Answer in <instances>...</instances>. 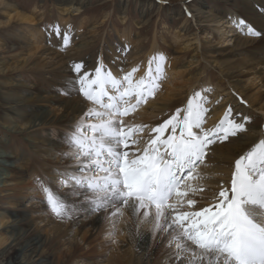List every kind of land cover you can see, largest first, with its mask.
Masks as SVG:
<instances>
[{"label": "bare ground", "instance_id": "1", "mask_svg": "<svg viewBox=\"0 0 264 264\" xmlns=\"http://www.w3.org/2000/svg\"><path fill=\"white\" fill-rule=\"evenodd\" d=\"M121 1L129 2V0ZM140 1L144 13L150 11L155 3H159L160 5H170L169 14L173 13L172 9L176 4L185 6L188 1H197L199 5L196 2L193 3L195 10L193 13L188 12L190 19L185 21V25H194L201 29L202 24L206 22L214 27L216 36L213 37L211 34V37L215 40L214 44L218 48L217 51H213V55H216L214 56V63L227 77L215 89H223L224 86L229 85L233 94H228L229 101L220 105H211L212 109L208 110L206 115L205 128H212L218 124L229 108H231L232 117L235 119L238 113L248 114L250 110H255L264 115V35L251 36L247 34L246 30L247 25H252L256 30L264 33V0H240V6L233 4L239 10L229 9L227 14H223L221 10L217 9L219 6L217 3L206 6L204 0ZM58 4L61 15L55 20L58 22V25L55 24L56 29L51 31L49 28L42 30L38 27L41 23L37 18L38 9L30 14L8 4L6 0H0V9L11 11L8 12L5 20H0V30L14 22L21 26L10 32V40L6 39V42L0 43V74L8 79L6 76H14L15 78L20 73L19 76L24 77L23 72L33 73L38 77L41 85L39 94L35 96L26 92L24 81H20V84H12L10 88L13 89L4 91L6 107L16 115L18 121L11 123L10 120L16 118L9 116L7 122L1 123L0 121V125L10 134L26 133L28 141L34 145L37 153L44 157V168L48 165L51 166L54 170L51 172L55 174L58 163L68 166L72 161L66 160L63 163L58 156L54 160L53 151L57 155L59 151L68 150L67 146L62 143L65 133L71 131L68 126L73 127L87 108L91 106L90 102L86 101L78 92L77 85L69 86L67 84L68 80L75 76L70 71V65L83 63L88 70H91V64L93 68L95 64L92 57L88 60L84 59L82 62L76 61L86 51L87 44L83 35L84 24L81 22L75 29H72V18L82 13L85 0H60ZM206 9L209 11L205 12ZM67 33H70V43L65 47L63 42ZM117 33L119 34L118 31ZM180 33V31L176 33V43L181 38ZM118 37L120 39H117L116 42L119 44V48H116V44L108 41L111 54L104 57L106 67L116 76L115 71L120 73L125 67L122 65L125 62H120L119 59L132 51L122 42V39L128 41L129 38L126 35H118ZM198 37L196 35L189 43H182L185 53L188 50L195 51L191 60L192 63L187 66L186 70L191 69L192 66H199L203 61L201 41ZM8 53L14 54V66H6L2 61L3 55ZM136 54H140V51L136 50ZM159 55L162 54L156 48L154 57ZM169 59L170 57L165 58L163 65L164 75L166 72L170 74L169 82H172V85L168 86V94L163 95V99L151 105L152 111L150 113L149 109L142 113L140 111H144L143 109L136 112L128 121L129 124L132 125L133 120L142 121V123L147 120L146 123L153 122L150 120L154 119L157 114L166 111L168 101L179 91H182L181 88L190 85V81L184 80V74L187 71L170 70L168 68ZM153 62L155 68L156 62L154 60ZM127 69L132 71L135 67L128 64ZM139 74H134L136 79L143 77L141 73ZM117 78L119 77L117 76ZM241 81L246 86L245 88ZM169 82L166 85H169ZM1 84L5 86L6 83L1 81ZM57 92H61V96ZM193 96L192 93L189 101ZM241 117L246 121L250 119L245 114ZM38 122L39 124H37ZM36 124L42 128L58 127L63 129L61 142L52 143L45 138L40 140L36 136L37 130L34 129L35 126L37 127ZM245 128L246 131L238 133L237 136L211 146L212 151L208 155V160H205V163L198 170L204 179H197L192 185L193 187H203L204 191L195 194L190 193V196L198 201L197 209L209 204L214 194L219 190L221 183L226 187L230 185L234 160L254 146V143L264 139V133H254L255 128L252 129L253 126L249 127L245 124ZM41 147H44L45 150L38 152ZM49 156L50 161L48 163L46 157ZM0 160H2L0 161V264H55V253L60 251H65L62 253V257L69 258L71 264H186L185 260H177L176 250L172 247H167V250L165 248L164 251L161 250L158 259L152 261L150 255L153 253L148 251L145 238L148 236L154 238L157 232L153 235L150 219L141 222L143 220L142 215L139 218L133 216L129 208L122 209V215L112 216L113 209H110L109 212H103V214H93L83 224L84 227H89L87 230H82L83 234L76 228L74 219L61 222L56 220V217L46 209L47 207H44L45 205H42V202H36L35 197L39 194L37 189L32 186L37 174L36 169L25 173L22 158L19 157L18 159L13 155L3 156L2 151H0ZM5 160H10V163H4ZM22 160L23 162H21ZM56 176L53 174L52 180H56ZM22 198L23 200H21ZM75 199L69 200L75 202ZM103 228H106L104 230L107 236L108 233H116L114 245L118 244L117 247H120L118 253L117 248L108 260H99V257L102 256L94 255L95 247L106 244H97L95 240L91 241ZM163 234L164 232H162V240L168 242L169 233ZM116 240H121V243H117ZM59 247L63 248L59 249ZM81 247H86L87 253L80 256L77 255V251L82 249ZM122 247H128L127 251L130 254L126 255V249L122 250ZM131 247L134 248L133 251H131ZM191 247L193 250L199 251L195 249V246ZM141 252H144L145 260L138 256ZM59 264H65V259Z\"/></svg>", "mask_w": 264, "mask_h": 264}, {"label": "snow or ice", "instance_id": "2", "mask_svg": "<svg viewBox=\"0 0 264 264\" xmlns=\"http://www.w3.org/2000/svg\"><path fill=\"white\" fill-rule=\"evenodd\" d=\"M246 30L264 35L252 25ZM63 43L68 46L70 33ZM153 60L155 68L150 62L140 79L134 75L137 69L117 78L102 60L92 70L83 63L70 65L75 76L67 84L78 85L91 106L62 138L68 150L57 155L72 163L57 170L58 187L36 177L42 203L60 220L80 211L113 209L112 216L122 215L124 208L137 218L142 215L141 222L151 217L153 235L169 233V246L186 264H264V139L234 160L230 185L221 183L207 206L197 209L198 201L190 196L204 191L190 182L204 179L198 170L211 146L246 131V120L237 122L229 108L218 124L205 128L208 109L197 92L184 109L152 129L155 135L142 149H130L143 127L126 125L124 117L153 98L165 78V57ZM65 186L71 191L61 195ZM68 196L82 197L88 207L78 208Z\"/></svg>", "mask_w": 264, "mask_h": 264}, {"label": "rangeland", "instance_id": "3", "mask_svg": "<svg viewBox=\"0 0 264 264\" xmlns=\"http://www.w3.org/2000/svg\"><path fill=\"white\" fill-rule=\"evenodd\" d=\"M204 1L206 6L217 3L219 5L217 9L221 10V13L223 14H227L226 12H228L229 9L239 10V8L237 6L234 7L233 4H237L240 6V0ZM6 2L8 4L16 6V8H18L19 10L30 14L32 13V11L34 12L35 9H38L39 14L37 15V18L41 21L40 26L38 27L42 30L49 28L51 31H53L54 29H56L55 24L58 25V22H56L55 20H57L61 15L58 7V2H60V0H6ZM195 2L199 5L197 1H188L187 5L185 6L182 4H176L174 6V9H172L173 13L169 14V4L160 5L159 3H155L151 7L150 11L144 13V9L140 0H129V2H124L121 0H85L82 13L72 18V29H75L81 22L84 24L83 35L87 44L85 49L86 51H84L85 53L83 52V54L78 57L79 59H76L77 62H82L84 59L88 60L92 57L95 63L94 67L97 65L98 60H102L104 65L106 66V60H104V57H106L107 54H111V50L107 42L111 41L112 43L116 44V48H119V44L116 42L117 39H120L118 35H126V37L129 38L128 41L122 39L123 45L129 47V49L132 51L128 52L124 57L122 56V58L119 59L120 62H125L122 63V65H124L125 67L120 73H117V71H115L119 78L127 72H130V70L127 69L128 64H132L135 69H137L135 75L141 73L144 77L148 72L150 62L152 63V67L154 65L153 57L156 48L159 53H161L165 58L170 57V59L168 60V68L170 70H186L187 66L192 63L191 60L193 55L195 54V51L188 50L185 53V51H183L182 43H189L192 39H194L196 35L199 36L198 38H200V44L203 51V61L199 66H192L191 69L186 70L187 72L184 74V80L190 81V85L184 88H181L182 85L180 86L182 91H179V93L175 94L174 97L170 101H168L166 111L157 114L154 119H149L150 121H153L150 123H146L148 122V120L144 121V123H142V121L133 120L132 125L128 123L132 116L142 109L144 111H140L141 113L147 111V109L150 110V113L152 111V108H150L151 105L154 102L163 99V95L168 94V86L172 85V82H169L170 74H168L167 72L165 74V78L160 81L161 87L156 95L153 98H150L147 103L142 105L135 113L124 117L126 125L143 127L142 132L136 133L133 136V139H136L138 141L137 145H130V149L133 151L137 147L142 149L150 140V138L155 135V133L152 132L153 128L162 124L165 120L174 115L177 110L184 109L187 106L192 93L193 95L197 92L201 94V98H203V100L205 101L204 106L208 110L212 109L211 105H220L221 103L229 101L230 97H228V94H233V90L229 88V85L224 86L223 89H215V87L220 85L222 81H225L227 77L224 73L222 74V70L218 68V66H216L214 63V56L216 55H213V51H217L218 49L214 44L215 40H213V38L211 37V34L213 37L216 36L214 27H211V25H208L206 22L202 24L203 27L201 29H198V27L194 26L193 24V26H189L188 24L185 25V21L187 19H190V15H188V12L191 11L193 13V11L195 10ZM5 10L7 9H0V20H5L8 16V12H11L10 10ZM207 10L208 9H206L205 12ZM20 27L21 26L17 25V22H14L0 30V43L6 42V39L10 40V32ZM117 31L119 32V34H116ZM179 31L181 32V38H179V41L176 43V33ZM136 50H139L140 54H136ZM3 56L4 59L2 61H4L6 66L15 65V58L13 53H8ZM207 63L209 64L207 65ZM90 68L91 70L93 69L92 64ZM19 75L15 78L14 76H6L8 77V79H5V77L0 74L1 123H6L9 116L10 118H16L10 120L11 123H16L18 121L16 115H14V113L6 107L5 102L4 91L13 89L10 88L12 87V84H20V81H24L26 87L25 90H27L26 92L28 94H30L31 96L39 94L38 91L41 88V85L36 75L28 72H23L24 77H20ZM1 81L6 83L5 86H2ZM168 82L170 84L166 85ZM242 86L244 88L246 87L243 82ZM60 93L61 92H57V94L61 96ZM34 109L37 110L36 107H34ZM35 110H33V112H35ZM244 114L249 116L250 118L246 122L245 119L241 117ZM244 114L238 113L236 117L237 121L245 122V124L249 127L253 126L252 129L255 128V130L253 131L254 133H264V115L255 110H250L248 114ZM37 124H39V122ZM0 128V151L3 152V156L13 155L15 157H18V159L19 157L22 158L24 162L23 160L21 162H23L25 173H29L32 170L36 169L37 174L34 178L32 186L37 189L39 195H37L35 199L37 203L44 201L45 198L43 193L40 192L36 187V177H40L41 179L50 183L53 189L57 188V180L59 179V177L56 176L57 174L51 172L54 171L52 170L53 168H51V166L48 165L44 168V157L42 156V154L40 155V153H37V151L34 149V145L28 141V135H26V133L10 134L9 131L4 129L1 125ZM34 129L37 130L36 136L40 140L45 138L46 140H48V142L52 143L61 142L62 133L64 132L63 129H60L58 127L42 128L37 125V127L35 126ZM68 129L72 130L71 125L68 126ZM44 150L45 148L41 147L38 149V152H43ZM54 152L55 151H53V155H55L53 156L54 160H56V156H58L61 162L66 161L63 157L56 155V152ZM46 158L48 159H46V161L49 163L50 156ZM206 160H208V157L206 158ZM3 162L9 164L10 160H5ZM66 166V164L61 165L58 163L55 170L58 168L57 170L63 171L64 169H66ZM53 174L56 176V180H52ZM194 182L195 180L191 181V185H193ZM70 191V187L65 186L60 189V194L65 195L68 194V192L70 193ZM23 196L24 194L22 195V197ZM71 198V196L67 197L69 203H72L69 200ZM21 200H23V198ZM81 201L82 198L79 200L75 199V203L77 204L78 208L86 209L88 207L87 203H83ZM42 205H45V208L47 207L44 203H42ZM109 210L100 211L98 213H95V215L103 214V212H109ZM91 216H93V214H88L85 211H80L79 215H73L72 219H74L76 228L80 233H82V230H87L89 228L84 227L83 224H85V221H88V218H90ZM149 219L151 220V217ZM56 220L61 222L67 219L60 220L56 218ZM104 229L106 228H103L102 231L98 233V235L91 239V241L95 240L97 244H106L100 245L101 247H95L94 255L99 254L102 256L99 257V260H108V258L111 257V254H114L113 251L118 248V253V250L120 248L117 247L118 244L114 245V236L116 235V233L114 234V236L108 237ZM89 231H91V229H89ZM161 236L162 232L158 231L154 238H152L151 236L145 238V245L148 251L153 253L152 255H150L149 252V255L152 256V261H156L158 259L161 250L164 251L165 248L167 250V247H170L168 242L162 240ZM116 242L120 244L121 240H116ZM62 248L63 247H59V249ZM81 248L82 249L77 251V255L81 256L87 253L86 247ZM127 248L128 247H124L122 250L126 249V255H129L130 252L127 251ZM133 249L134 248L131 247V251H133ZM34 251H36V249H34ZM64 252L60 251L55 253V264H59L60 262L62 263L63 259H65V264H71L69 258L66 259L62 257V253ZM138 256L145 260L146 256L144 252H141V254ZM51 260L53 261V258H51Z\"/></svg>", "mask_w": 264, "mask_h": 264}]
</instances>
